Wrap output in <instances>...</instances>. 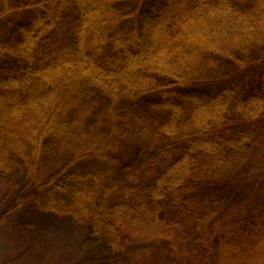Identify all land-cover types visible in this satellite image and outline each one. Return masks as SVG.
<instances>
[{"label": "trees", "instance_id": "1", "mask_svg": "<svg viewBox=\"0 0 264 264\" xmlns=\"http://www.w3.org/2000/svg\"><path fill=\"white\" fill-rule=\"evenodd\" d=\"M5 169L79 264H264V0H0Z\"/></svg>", "mask_w": 264, "mask_h": 264}, {"label": "rangeland", "instance_id": "2", "mask_svg": "<svg viewBox=\"0 0 264 264\" xmlns=\"http://www.w3.org/2000/svg\"><path fill=\"white\" fill-rule=\"evenodd\" d=\"M196 28L194 35L198 40L205 38L208 40L206 43H209L215 36L211 32L213 26L209 22L206 24L204 21ZM102 31L100 27L98 32ZM221 37L218 34L216 38L219 40ZM225 38L230 36L226 35ZM213 42L219 43L216 40ZM184 64L178 66L179 70H193L191 66ZM38 109L39 113L36 109L21 116L23 119L28 116L31 120V127L27 128L31 135L37 130L36 122L39 117L45 114V104ZM14 135L21 139L16 130ZM24 182L25 175L22 171L5 169L0 172V213L4 210L8 213L0 220V264H79L92 254H111V249L103 252L87 249L84 244L91 235V227L78 224L72 215L58 214L29 205L9 210L10 201L15 193L24 189Z\"/></svg>", "mask_w": 264, "mask_h": 264}]
</instances>
